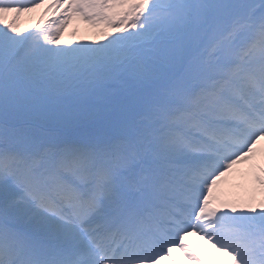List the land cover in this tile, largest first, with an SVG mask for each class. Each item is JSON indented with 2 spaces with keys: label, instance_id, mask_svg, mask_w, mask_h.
Masks as SVG:
<instances>
[{
  "label": "snow or ice",
  "instance_id": "snow-or-ice-1",
  "mask_svg": "<svg viewBox=\"0 0 264 264\" xmlns=\"http://www.w3.org/2000/svg\"><path fill=\"white\" fill-rule=\"evenodd\" d=\"M241 164L264 193V0H0V264H264Z\"/></svg>",
  "mask_w": 264,
  "mask_h": 264
},
{
  "label": "rangeland",
  "instance_id": "rangeland-1",
  "mask_svg": "<svg viewBox=\"0 0 264 264\" xmlns=\"http://www.w3.org/2000/svg\"><path fill=\"white\" fill-rule=\"evenodd\" d=\"M26 14H29L31 23L36 21V24H39L44 19L47 20L53 17L54 12L51 9L45 11V9L41 7L33 10L32 12H27ZM26 14H21L19 20L16 22L17 27L22 30H30L32 27L31 24H28L27 19H25ZM100 38V31L96 26H93L75 16L70 19L68 25L60 34V39L62 41H71L73 43L80 42L82 40L95 41ZM247 172V164L238 165L236 171L232 173L227 181L221 184L216 190V194L224 199H247L252 194L255 195L257 200L264 198V193L259 191H255L253 193L254 185L247 176ZM192 237V240L187 241V243L204 262L207 264L228 263L229 258L227 256L216 253L208 243L200 239L198 236ZM174 255L176 257L177 264H193L192 261L188 260L179 252H176ZM165 264H172V262L168 261L165 262Z\"/></svg>",
  "mask_w": 264,
  "mask_h": 264
},
{
  "label": "bare ground",
  "instance_id": "bare-ground-1",
  "mask_svg": "<svg viewBox=\"0 0 264 264\" xmlns=\"http://www.w3.org/2000/svg\"><path fill=\"white\" fill-rule=\"evenodd\" d=\"M192 238H193L192 236H189V237H188V240L190 241V240H192Z\"/></svg>",
  "mask_w": 264,
  "mask_h": 264
}]
</instances>
